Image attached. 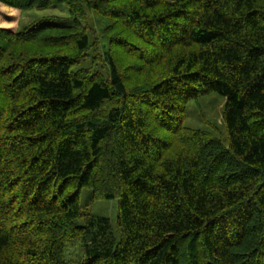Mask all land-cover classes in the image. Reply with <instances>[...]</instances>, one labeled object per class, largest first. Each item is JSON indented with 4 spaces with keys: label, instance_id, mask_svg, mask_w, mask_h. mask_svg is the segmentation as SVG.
I'll list each match as a JSON object with an SVG mask.
<instances>
[{
    "label": "trees",
    "instance_id": "obj_1",
    "mask_svg": "<svg viewBox=\"0 0 264 264\" xmlns=\"http://www.w3.org/2000/svg\"><path fill=\"white\" fill-rule=\"evenodd\" d=\"M0 3L71 20L0 16V264H264V0Z\"/></svg>",
    "mask_w": 264,
    "mask_h": 264
},
{
    "label": "rangeland",
    "instance_id": "obj_2",
    "mask_svg": "<svg viewBox=\"0 0 264 264\" xmlns=\"http://www.w3.org/2000/svg\"><path fill=\"white\" fill-rule=\"evenodd\" d=\"M0 14L11 17L17 31L24 29L33 22L39 21L41 25L56 24L67 25L71 23L70 14L66 4L60 3L46 8H30L19 10L0 3ZM51 18V19H48ZM87 25L94 29L92 36L100 38V24L93 16L88 20ZM99 48V54L101 53ZM92 56L95 52L91 51ZM225 98L216 92L209 93L189 101L186 108L184 125L199 130L211 132L219 139H226V132L222 123V114ZM91 190L82 188L80 193L81 204H87L91 200ZM92 211L96 216L108 217L114 233L117 235L118 200L100 199L92 202Z\"/></svg>",
    "mask_w": 264,
    "mask_h": 264
},
{
    "label": "crops",
    "instance_id": "obj_3",
    "mask_svg": "<svg viewBox=\"0 0 264 264\" xmlns=\"http://www.w3.org/2000/svg\"><path fill=\"white\" fill-rule=\"evenodd\" d=\"M0 16H6V15H2V14H0ZM11 18V17H10Z\"/></svg>",
    "mask_w": 264,
    "mask_h": 264
}]
</instances>
